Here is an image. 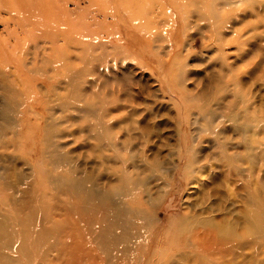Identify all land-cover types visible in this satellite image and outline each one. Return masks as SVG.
I'll return each mask as SVG.
<instances>
[{
	"label": "rangeland",
	"instance_id": "374dc122",
	"mask_svg": "<svg viewBox=\"0 0 264 264\" xmlns=\"http://www.w3.org/2000/svg\"><path fill=\"white\" fill-rule=\"evenodd\" d=\"M7 1L0 264H264V0ZM113 190L154 224L104 254Z\"/></svg>",
	"mask_w": 264,
	"mask_h": 264
},
{
	"label": "bare ground",
	"instance_id": "6f19581e",
	"mask_svg": "<svg viewBox=\"0 0 264 264\" xmlns=\"http://www.w3.org/2000/svg\"><path fill=\"white\" fill-rule=\"evenodd\" d=\"M69 1L71 0H49L52 8H55L56 6H61L62 4H66ZM104 1L106 3V7L102 10L105 13V17H108L109 14L114 16L113 15L114 11L112 13L107 12L110 10V8L107 6L112 3H114V5H117L118 2L119 4H121L120 6L123 8L124 14H126L129 21L131 22L137 21V16H139V14L135 11L136 7L133 3L134 0H104ZM189 1L192 3L193 6H194V2L195 1L197 2V0H189ZM148 5L150 6L151 3L147 4V6ZM184 6H186V4H184ZM157 7H156L157 10L160 12V13L158 12V15L164 13V9L161 6H157ZM113 10H114V6H113ZM185 11H188L187 7H185ZM110 146L115 147V145H110ZM118 157H119L118 153H115L114 158L117 159ZM121 175H122L120 177L121 187L117 189L125 191L127 195H130L132 192L138 189L136 187V179L134 174H129L127 171L122 170ZM113 192L114 190L108 192L103 191V193L100 195L97 201V204L93 205L92 209L87 210L88 216H86L89 218L90 214L98 210L100 211V213H97L96 216L94 217V221L96 222L95 224L99 226V231H96L95 237H96V244L99 246V249L103 250L104 254L105 253L108 254L111 250L117 249L116 246H118L121 243L125 246V250L129 249V241L139 236L138 234L139 230H137V226L140 225L139 222L141 224L142 222L148 223V225L154 224L150 222L151 218L149 217L150 215L154 216L152 211L144 210L143 213H140L138 211L140 205L142 207V202L140 205H138L139 207L135 206L136 208L134 209H128L121 203H118V201L115 200L113 197H111ZM78 194L80 195L81 200L86 203H94V200L98 198V196L95 194V191L92 189H87V190L84 189L83 191H80V193ZM80 215L85 216L82 213H80Z\"/></svg>",
	"mask_w": 264,
	"mask_h": 264
}]
</instances>
